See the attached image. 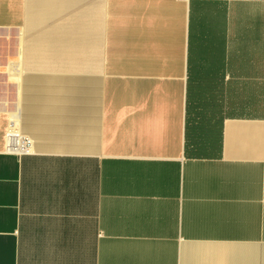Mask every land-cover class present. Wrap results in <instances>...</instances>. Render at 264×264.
Listing matches in <instances>:
<instances>
[{
	"label": "crops",
	"instance_id": "0c3cea01",
	"mask_svg": "<svg viewBox=\"0 0 264 264\" xmlns=\"http://www.w3.org/2000/svg\"><path fill=\"white\" fill-rule=\"evenodd\" d=\"M0 264H264V0H0Z\"/></svg>",
	"mask_w": 264,
	"mask_h": 264
},
{
	"label": "built area",
	"instance_id": "2783aa9c",
	"mask_svg": "<svg viewBox=\"0 0 264 264\" xmlns=\"http://www.w3.org/2000/svg\"><path fill=\"white\" fill-rule=\"evenodd\" d=\"M8 149L14 153L25 154L31 152L32 142L26 136H22L20 132L13 131L12 129L8 133ZM21 140L22 146L19 147L18 142Z\"/></svg>",
	"mask_w": 264,
	"mask_h": 264
},
{
	"label": "bare ground",
	"instance_id": "6f19581e",
	"mask_svg": "<svg viewBox=\"0 0 264 264\" xmlns=\"http://www.w3.org/2000/svg\"><path fill=\"white\" fill-rule=\"evenodd\" d=\"M12 130H13V131H17V132H19V131H18V127H17V125H16L15 123L13 124ZM22 136H23V135H22ZM22 143H23V142H22L21 140H19V142H18L19 147L22 146Z\"/></svg>",
	"mask_w": 264,
	"mask_h": 264
}]
</instances>
